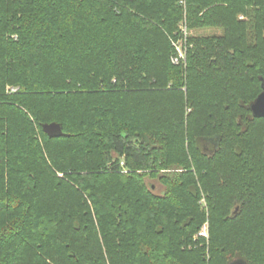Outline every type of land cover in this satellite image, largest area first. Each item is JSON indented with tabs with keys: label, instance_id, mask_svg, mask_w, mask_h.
<instances>
[{
	"label": "trees",
	"instance_id": "16d2710c",
	"mask_svg": "<svg viewBox=\"0 0 264 264\" xmlns=\"http://www.w3.org/2000/svg\"><path fill=\"white\" fill-rule=\"evenodd\" d=\"M263 87L264 0H0V264H264Z\"/></svg>",
	"mask_w": 264,
	"mask_h": 264
},
{
	"label": "rangeland",
	"instance_id": "374dc122",
	"mask_svg": "<svg viewBox=\"0 0 264 264\" xmlns=\"http://www.w3.org/2000/svg\"><path fill=\"white\" fill-rule=\"evenodd\" d=\"M242 19H244V17H241ZM187 27V21H183L180 25V31L181 33L183 32V27ZM184 33V32H183ZM191 34H194L196 36H213V35H223V30L221 29H199V30H196L194 32H188V29H187V33H186V36H190ZM185 35H183V38H184ZM179 46V48L181 47V41L180 39L176 42ZM187 48V46H185L183 44L182 46V50L185 51V49ZM124 162V160H122ZM122 166H125L124 163L122 164ZM146 182L148 184V186L150 187V190L153 191L154 194L158 195V196H162L164 195L166 189L164 186L161 185V183L159 182L158 179H149L147 178L146 179ZM206 202V201H205ZM204 202L203 204V208L206 207V203Z\"/></svg>",
	"mask_w": 264,
	"mask_h": 264
},
{
	"label": "water",
	"instance_id": "95a60500",
	"mask_svg": "<svg viewBox=\"0 0 264 264\" xmlns=\"http://www.w3.org/2000/svg\"><path fill=\"white\" fill-rule=\"evenodd\" d=\"M250 110L254 118H264V87H263V92L258 96L255 102L252 103ZM43 131L51 139L61 138L65 136L62 126L58 123L43 125ZM237 264H242V263L238 262Z\"/></svg>",
	"mask_w": 264,
	"mask_h": 264
},
{
	"label": "built area",
	"instance_id": "2783aa9c",
	"mask_svg": "<svg viewBox=\"0 0 264 264\" xmlns=\"http://www.w3.org/2000/svg\"><path fill=\"white\" fill-rule=\"evenodd\" d=\"M184 32V33H183ZM183 32L182 34L185 35L184 38H181L180 41H181V47L179 48L178 45L176 42H174V47L176 48V55H174L172 57V63L175 64V65H179L181 63H185L186 61V49L185 51L182 50V46L183 44L186 45L187 43V36H186V33H187V27H183ZM209 237H210V224L209 222H205V224L202 226L201 230L199 231V233L195 236V239L198 240V239H205L207 241H209Z\"/></svg>",
	"mask_w": 264,
	"mask_h": 264
}]
</instances>
